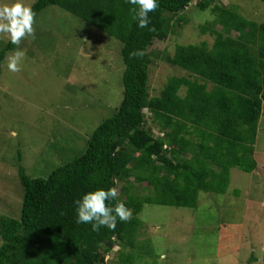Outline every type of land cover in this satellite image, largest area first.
<instances>
[{
	"label": "trees",
	"instance_id": "trees-1",
	"mask_svg": "<svg viewBox=\"0 0 264 264\" xmlns=\"http://www.w3.org/2000/svg\"><path fill=\"white\" fill-rule=\"evenodd\" d=\"M193 1L159 0L144 29L132 20L126 0H37L32 5L36 16L57 6L121 43L123 97L113 115L92 132L82 155L46 178H32L17 167L20 215H0V264H104L114 247H133L141 226L137 215L145 205L195 208L199 193L227 192L232 169L256 171L254 145L264 105V22L247 19L233 7L199 1L198 9L209 8L221 29L202 28L214 38L211 46H177L165 61L186 76L170 77L159 95L149 94L151 46L167 40L175 17ZM16 47L8 42L0 51V72L6 53ZM133 51L143 55L133 56ZM144 110L152 114L159 136ZM136 184L145 185L144 194ZM117 186L118 200L132 210L130 221L99 231L76 223V199ZM123 258L133 262L132 255Z\"/></svg>",
	"mask_w": 264,
	"mask_h": 264
},
{
	"label": "rangeland",
	"instance_id": "rangeland-1",
	"mask_svg": "<svg viewBox=\"0 0 264 264\" xmlns=\"http://www.w3.org/2000/svg\"><path fill=\"white\" fill-rule=\"evenodd\" d=\"M199 1L175 17L167 40L153 42L150 96L159 95L170 77L186 76L165 61L177 46H211L214 38L202 28L221 29L209 8L198 9ZM210 1L264 22L261 1ZM34 27L35 39L20 46L26 52L22 70L8 71L6 57L12 50L0 72V215L12 219L19 217L21 206L17 167L32 178H46L82 155L92 132L123 97L121 43L57 6L41 11ZM8 42L0 35V51ZM262 110L254 145L256 171L232 169L227 192L199 193L195 208L145 205L137 215L141 226L133 247H114L104 264H264V105ZM144 114L159 136L152 114ZM136 185L144 194L145 185ZM128 254L132 263L123 260Z\"/></svg>",
	"mask_w": 264,
	"mask_h": 264
},
{
	"label": "clouds",
	"instance_id": "clouds-1",
	"mask_svg": "<svg viewBox=\"0 0 264 264\" xmlns=\"http://www.w3.org/2000/svg\"><path fill=\"white\" fill-rule=\"evenodd\" d=\"M131 5L130 14L138 28H149L150 13L159 7V0H126ZM36 13L27 0H0V35L17 47L6 57L7 68L11 73L22 70L26 52L20 47L22 42L31 37L35 39ZM133 56L143 55L133 51ZM118 189L97 188L84 193L74 201L77 224H90L93 231L102 227L114 230L118 222H128L132 210L122 200H118ZM113 201H116L114 204Z\"/></svg>",
	"mask_w": 264,
	"mask_h": 264
},
{
	"label": "crops",
	"instance_id": "crops-1",
	"mask_svg": "<svg viewBox=\"0 0 264 264\" xmlns=\"http://www.w3.org/2000/svg\"><path fill=\"white\" fill-rule=\"evenodd\" d=\"M255 153V152H254ZM257 167H258V164H257Z\"/></svg>",
	"mask_w": 264,
	"mask_h": 264
}]
</instances>
